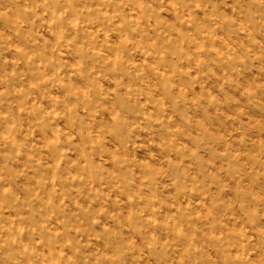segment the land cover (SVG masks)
I'll use <instances>...</instances> for the list:
<instances>
[{
    "label": "rangeland",
    "instance_id": "obj_1",
    "mask_svg": "<svg viewBox=\"0 0 264 264\" xmlns=\"http://www.w3.org/2000/svg\"><path fill=\"white\" fill-rule=\"evenodd\" d=\"M0 264H264V0H0Z\"/></svg>",
    "mask_w": 264,
    "mask_h": 264
}]
</instances>
